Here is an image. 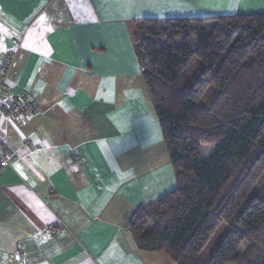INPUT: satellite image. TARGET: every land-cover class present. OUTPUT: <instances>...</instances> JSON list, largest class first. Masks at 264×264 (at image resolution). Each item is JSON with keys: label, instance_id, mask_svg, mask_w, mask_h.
I'll use <instances>...</instances> for the list:
<instances>
[{"label": "crops", "instance_id": "crops-1", "mask_svg": "<svg viewBox=\"0 0 264 264\" xmlns=\"http://www.w3.org/2000/svg\"><path fill=\"white\" fill-rule=\"evenodd\" d=\"M262 13L264 0H0V55L19 43L9 85L37 104L21 126L0 119L17 157L0 171V264H175L127 229L176 186L130 28Z\"/></svg>", "mask_w": 264, "mask_h": 264}, {"label": "trees", "instance_id": "trees-1", "mask_svg": "<svg viewBox=\"0 0 264 264\" xmlns=\"http://www.w3.org/2000/svg\"><path fill=\"white\" fill-rule=\"evenodd\" d=\"M130 31L176 182L127 221L138 250L175 264H264V13Z\"/></svg>", "mask_w": 264, "mask_h": 264}, {"label": "built area", "instance_id": "built-area-1", "mask_svg": "<svg viewBox=\"0 0 264 264\" xmlns=\"http://www.w3.org/2000/svg\"><path fill=\"white\" fill-rule=\"evenodd\" d=\"M11 46L10 50L0 55V119L14 121L21 126L26 119L37 113V104L32 92L16 93L9 85L10 72L14 65L19 43L12 40ZM26 145L30 149L34 148V144L30 140L26 141ZM16 159V154L5 145L3 140H0V171L9 167ZM42 234L46 238L60 235L59 222L44 227Z\"/></svg>", "mask_w": 264, "mask_h": 264}, {"label": "rangeland", "instance_id": "rangeland-1", "mask_svg": "<svg viewBox=\"0 0 264 264\" xmlns=\"http://www.w3.org/2000/svg\"><path fill=\"white\" fill-rule=\"evenodd\" d=\"M153 147H155L158 150V152H159V154H160L161 157H164V158L168 159L167 153H166V149H165V145H164L163 139H162L161 134H160V130H159L158 141H157V143H154ZM213 151H214V147H211V146L203 147V151H202V157H203V159L204 160L207 159V157L209 156V154L211 155V153ZM173 172H174V169H173ZM174 174H175V172H174ZM226 228H227V225L226 224H223L213 234V236L210 238L208 244L204 247V249L202 250V252L200 254V258L201 259L207 260V258L209 257V255L211 253V250L217 245V243L219 242V240H220L222 234L224 233V231L226 230Z\"/></svg>", "mask_w": 264, "mask_h": 264}]
</instances>
